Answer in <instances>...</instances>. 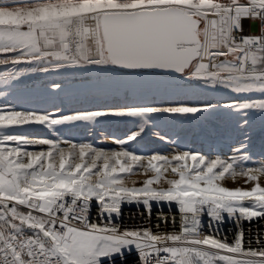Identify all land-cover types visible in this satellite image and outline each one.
Returning <instances> with one entry per match:
<instances>
[{
	"label": "snow or ice",
	"instance_id": "1",
	"mask_svg": "<svg viewBox=\"0 0 264 264\" xmlns=\"http://www.w3.org/2000/svg\"><path fill=\"white\" fill-rule=\"evenodd\" d=\"M77 73L96 79L83 98L57 80L25 84ZM112 119L137 122L111 138L119 150L58 132ZM165 123L202 127L224 150L137 153L149 129L179 144ZM32 126L53 136L11 131ZM257 128L264 0L0 2V264H264V232L244 227L264 222ZM134 174L146 179L129 184ZM125 204L142 205L149 220L155 204L173 230L123 225ZM226 222L231 237L221 231Z\"/></svg>",
	"mask_w": 264,
	"mask_h": 264
},
{
	"label": "rangeland",
	"instance_id": "2",
	"mask_svg": "<svg viewBox=\"0 0 264 264\" xmlns=\"http://www.w3.org/2000/svg\"><path fill=\"white\" fill-rule=\"evenodd\" d=\"M4 2V0H0ZM9 2L16 3H26L28 0H9ZM57 80L62 82L65 85V89L68 93L73 96L81 97L90 95L94 91V85L96 79L91 73H77V74H64L60 77L54 75L40 76L32 75L26 82L28 90H32L34 86H39L40 89L46 87V85L52 81ZM194 92L200 94L202 90L197 89L195 85H186ZM21 92L24 89L20 90ZM11 99V98H10ZM30 102H35L38 100V96L33 95L28 98ZM181 99H188V97H182ZM136 121L130 119H112L106 124L97 125V126H78L75 128H60L58 129L59 134L70 137L76 141H88L94 143L95 146L104 148L105 150H119V146L116 145L112 137L124 138L126 135L135 130ZM160 123V121H158ZM216 121H210V125H214ZM162 129L166 131L169 136L173 139L179 138V144L177 143H165L152 134V130L149 129L145 135L138 140L134 145L137 153L153 154H174V151L178 148H191L194 150H200L205 154H209L210 150L212 154H215L217 150L223 151L225 145L223 143H213L210 142L205 137V130L197 128L195 125H176L165 123L161 125ZM9 131V130H6ZM21 133H26L31 136L37 137H52L53 133L49 130L32 126L27 129H16L11 130ZM264 136V130L257 128L254 136V146L253 151L258 153L261 148V137ZM129 147H133L130 145ZM259 155H254V159H259ZM146 179V176L143 174H134L128 178V183L132 182H142ZM137 186H140L139 183ZM229 187L237 186L233 181L229 180L227 183Z\"/></svg>",
	"mask_w": 264,
	"mask_h": 264
},
{
	"label": "built area",
	"instance_id": "3",
	"mask_svg": "<svg viewBox=\"0 0 264 264\" xmlns=\"http://www.w3.org/2000/svg\"><path fill=\"white\" fill-rule=\"evenodd\" d=\"M246 25L248 24L247 21L245 22ZM257 24L259 23L258 21L256 22ZM251 32H255V28L251 29ZM159 209L158 207L153 204L152 208V215L151 219L149 220L148 214L144 207L142 205H137V204H125L122 206V215L120 218V223H122L125 226L132 227V226H139V225H147L149 222H152L153 219L157 220V213ZM164 214H169L168 208L164 207L163 208ZM93 217H95V212L92 213ZM207 219V218H205ZM152 220V221H151ZM171 224V223H169ZM245 229H248L249 227L252 229L253 235L259 229L260 231L264 232V222H260V224L253 223L249 225L247 222H245L244 225ZM172 231V230H170ZM221 231L226 234L227 236L231 237L232 233L235 231V227L231 222H226L223 224ZM255 246V244H254Z\"/></svg>",
	"mask_w": 264,
	"mask_h": 264
},
{
	"label": "bare ground",
	"instance_id": "4",
	"mask_svg": "<svg viewBox=\"0 0 264 264\" xmlns=\"http://www.w3.org/2000/svg\"><path fill=\"white\" fill-rule=\"evenodd\" d=\"M247 23H249V22H247ZM152 221V220H151ZM160 224V228H159V230L160 231H170V230H173V226H172V224H169V223H167V224H165V223H162V222H160V221H158V220H155V218L153 219V221L152 222H149L148 224H151L152 226H155L156 224ZM264 228V227H263Z\"/></svg>",
	"mask_w": 264,
	"mask_h": 264
}]
</instances>
